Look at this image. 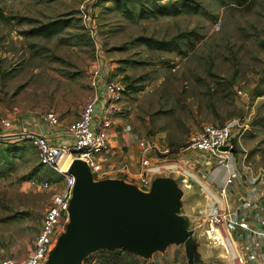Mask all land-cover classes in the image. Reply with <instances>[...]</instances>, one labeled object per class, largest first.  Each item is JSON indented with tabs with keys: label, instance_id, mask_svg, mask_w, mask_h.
<instances>
[{
	"label": "rangeland",
	"instance_id": "1",
	"mask_svg": "<svg viewBox=\"0 0 264 264\" xmlns=\"http://www.w3.org/2000/svg\"><path fill=\"white\" fill-rule=\"evenodd\" d=\"M173 5L190 8L163 13ZM0 12V121L17 127L53 112L63 128L99 87L122 89L112 156L93 180L154 195L158 245L146 255L97 248L81 264H190L186 242L191 264H251L230 237V255L207 240L199 211L209 203L206 185L217 193L231 176L236 186L264 176V0H0ZM227 124L235 153L223 165L185 151L203 127ZM17 129L0 128V261L32 253L63 185ZM141 139L164 167L156 175L140 177ZM74 225L65 213L41 264Z\"/></svg>",
	"mask_w": 264,
	"mask_h": 264
},
{
	"label": "built area",
	"instance_id": "2",
	"mask_svg": "<svg viewBox=\"0 0 264 264\" xmlns=\"http://www.w3.org/2000/svg\"><path fill=\"white\" fill-rule=\"evenodd\" d=\"M99 91L86 102L75 121L60 128V121L53 112L45 113L40 120L21 119L19 126L8 120L0 121V128L17 129L19 139L27 141L35 150L38 162L43 168L49 169L63 179L62 188L55 193L42 220V230L36 239L35 248L23 261L6 258L0 264H41L47 256L53 239L56 237V228L67 213L72 199L75 179L68 174L69 169L61 171L58 164L67 154L73 161L79 160L90 169L93 178L96 175H104L112 149L110 148L111 133H116L115 116L120 111L118 104L122 89L118 83L109 82L98 88ZM36 125L37 132L31 131L29 126ZM234 127L227 124L222 127L207 125L199 134L192 136L185 151L208 155L209 158L219 159L223 165L230 153L220 151L221 148H231L232 132ZM48 132V133H47ZM63 138V139H62ZM62 139L59 144H52L51 140ZM138 146L141 153V173L144 175H156L164 168L158 165L159 161L148 158L150 152H155L153 145L146 140H139ZM164 162V161H162ZM227 167V166H226ZM101 175V176H102ZM144 182V180H142ZM249 186L257 188L264 185V176L257 175L250 179ZM234 186V176L227 178L223 187L214 193L218 200L213 202V208L208 204L200 209V220L206 225L207 236L230 237L240 251L242 258L245 255L251 259V264H264V193L263 203L247 201L243 202L239 209L230 207L229 194ZM44 188L50 187L44 183ZM208 197V195L206 194ZM209 199V197H208ZM210 202V199H209ZM244 259V258H243Z\"/></svg>",
	"mask_w": 264,
	"mask_h": 264
},
{
	"label": "water",
	"instance_id": "3",
	"mask_svg": "<svg viewBox=\"0 0 264 264\" xmlns=\"http://www.w3.org/2000/svg\"><path fill=\"white\" fill-rule=\"evenodd\" d=\"M220 151L233 154L235 148ZM68 174L75 179L67 210L75 225L60 240L49 264H81L84 256L97 248L117 246L130 254L146 255L142 251L147 243L151 250L157 247L161 219L154 195L144 196L132 186L114 180L95 182L90 169L79 160L73 161ZM185 246L191 264V242Z\"/></svg>",
	"mask_w": 264,
	"mask_h": 264
},
{
	"label": "crops",
	"instance_id": "4",
	"mask_svg": "<svg viewBox=\"0 0 264 264\" xmlns=\"http://www.w3.org/2000/svg\"><path fill=\"white\" fill-rule=\"evenodd\" d=\"M48 133V132H47ZM63 139V138H62ZM62 139L51 140L52 144H59ZM133 173V172H132ZM102 181V180H98ZM222 183V179L220 181ZM208 190H210L209 186H205ZM264 193V185H259L257 188H253L251 186H234L230 189L229 194V205L232 208L239 209L243 202L252 201L257 202L259 204L263 203L262 195ZM215 241L218 242V245H222L224 247L225 253L231 254L230 246L226 243V239L224 237H216Z\"/></svg>",
	"mask_w": 264,
	"mask_h": 264
},
{
	"label": "bare ground",
	"instance_id": "5",
	"mask_svg": "<svg viewBox=\"0 0 264 264\" xmlns=\"http://www.w3.org/2000/svg\"><path fill=\"white\" fill-rule=\"evenodd\" d=\"M73 164V160L67 155H63V157L61 158L58 166L60 168L61 171H64V170H67L71 167V165ZM210 195L208 196L209 199H210V202L207 203L208 204V207L209 208H213V202L215 200H218V198L216 197V195L212 192L211 188H210ZM151 208H152V205H151ZM153 210H151V214H152ZM207 236V235H206ZM211 237H214V236H207V240H211L213 244H216L218 245V242L215 241L214 238H211ZM215 245V246H216ZM151 251V247H150V244H146V247L145 249L142 251V254H147L148 252Z\"/></svg>",
	"mask_w": 264,
	"mask_h": 264
},
{
	"label": "trees",
	"instance_id": "6",
	"mask_svg": "<svg viewBox=\"0 0 264 264\" xmlns=\"http://www.w3.org/2000/svg\"><path fill=\"white\" fill-rule=\"evenodd\" d=\"M184 8L186 9H189L190 7L184 5L182 7H178L177 5H173L172 7L170 8H162V9H166L167 11H163V13L165 14H177L178 12H181L182 10H185ZM4 17L2 15V13L0 12V20H2ZM86 264V262L84 263Z\"/></svg>",
	"mask_w": 264,
	"mask_h": 264
}]
</instances>
